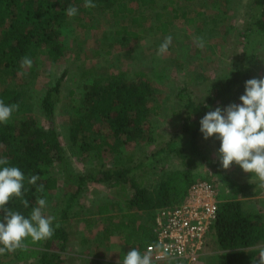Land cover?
Wrapping results in <instances>:
<instances>
[{
  "label": "trees",
  "instance_id": "obj_1",
  "mask_svg": "<svg viewBox=\"0 0 264 264\" xmlns=\"http://www.w3.org/2000/svg\"><path fill=\"white\" fill-rule=\"evenodd\" d=\"M157 1L92 0L96 7L86 8L85 0H0V66L5 68L7 74H16L24 68L21 67L22 57L28 56L33 61L42 51L51 60L63 58L67 54V46L62 43L61 35L70 18L66 12L70 5L78 9L77 14L86 8L97 12L95 14L107 10L114 18H120L131 17L137 8L154 9ZM226 1L223 5L230 8V0ZM167 7L168 4H164L162 8L166 10ZM218 11L212 21L220 23L221 16L225 21V12L221 8ZM157 16L161 17L162 14ZM245 19V28L240 32V36L246 40V52L242 59L213 82L204 102L195 103L187 89L179 92L185 113L178 136L167 146H159L157 151L150 154L129 152L128 146L134 144L136 148H142L157 143L158 137L151 123L161 106L157 103V90L151 78L144 73L131 76L121 71L84 80L82 99L73 103L70 109L69 135L79 153H92L100 166L87 174L71 176L69 181L77 184V187L65 199L52 225L55 228L59 223L60 227L55 228L54 235L45 240L43 252L33 264L65 263L64 254L69 246L67 219L73 203L81 196L88 182H97L121 192L127 199L124 207L134 211L133 215H128L129 220L132 217L136 220L137 213L147 215V224L136 231L129 224L118 227L127 234L128 244L131 243L129 239L136 237L133 239L140 243L139 251L142 252L156 240L155 218L158 211L181 205L189 188L196 182L198 169L205 164L210 172L201 180H218L222 187H228L232 192L230 198L220 201L218 220L212 231L219 249L223 251L219 263H253V258L259 254L255 248L264 244V217L260 219L247 211L242 196L259 197L264 189L258 186V179L251 173L245 172L251 182L242 184L233 180L226 174L220 159L212 164L199 145L203 135L200 131L203 116L216 107L241 103L239 97L244 94L245 82L256 78L253 67L259 61L255 51L260 46L264 47V0H254ZM64 80L65 75L55 81L41 99L44 124L33 117L19 122L0 123V158L8 159L9 164L5 166L19 167L24 173L23 199L28 201L25 208L21 198L13 197L6 207L19 211L26 218L38 206V198L58 190L59 179L53 170L58 166V172H63L67 163L56 115ZM0 99L5 104L18 103L19 110L24 106L23 96L14 89L5 88ZM98 125L104 129L97 128ZM216 146L219 153L220 140L217 138ZM105 153L110 157L108 165L104 163ZM169 159L179 160L181 167L172 170L168 165ZM232 166L243 171L235 163ZM32 175L40 177L34 185L27 183ZM146 178L154 181L155 185L147 186ZM66 181L68 183V179ZM40 185H43L42 192L38 191ZM246 250H249L248 256Z\"/></svg>",
  "mask_w": 264,
  "mask_h": 264
},
{
  "label": "rangeland",
  "instance_id": "obj_2",
  "mask_svg": "<svg viewBox=\"0 0 264 264\" xmlns=\"http://www.w3.org/2000/svg\"><path fill=\"white\" fill-rule=\"evenodd\" d=\"M177 7L190 10L192 5L183 6L180 2ZM189 1V0H188ZM222 4L226 0H220ZM254 0H230L231 7L229 8L230 20L228 25H224L217 30L209 29L205 26L201 34L194 31H181L179 24L183 20H177L172 34L180 42L178 44V55L173 61H167L166 65L152 60H144V64L151 68L156 66L155 72L152 73L151 81L157 90V103L160 104L157 117L152 119L151 126L153 132L157 135V143L151 146L136 148L134 144L128 146L129 152H136L140 155L150 154L157 151L159 146H167V144L177 138L181 120L184 117V109L180 104L179 92L182 89H187L191 92L195 103L204 102L208 95V91L213 82L228 73L234 63H238L246 52V40L240 36V32L244 30L246 19L243 15L249 14L251 5ZM170 0H161V4H169ZM102 16L94 15V10L82 9L79 14L68 19L63 28L61 41L67 46V54L58 60L49 59L42 51H40L33 60L32 66L24 67L22 71L16 74H7L5 68L0 66V95L5 88L14 89L23 96L24 106L14 111L10 122H19L26 117L36 118L40 123H45V118L41 111V99L46 90L51 87L55 81L65 75L63 88L61 93V101L57 107V127L59 129L63 145L66 150L67 163L63 172H58V166L53 170L54 175L59 179L58 190L48 192L44 198L47 200V207L43 210L45 216H54L55 218L61 212L65 202L64 193L71 187L65 188V185L72 184L69 179L71 176L87 174L92 169L98 168L100 162L91 154L81 155L78 149L72 144L69 135V113L72 104L78 103L82 99L84 80L104 76L107 74H117L119 72L137 71L132 68V62L123 56L126 48L115 47L111 50L110 44H103L104 36L107 40L110 37L112 14L110 11H102ZM170 12V9H169ZM97 16V17H95ZM172 18L170 13L167 19ZM233 24L234 26H231ZM94 25V26H93ZM235 27V28H234ZM206 37V39H204ZM200 38L204 41V46L200 47ZM183 40V42H182ZM107 42L106 39L104 41ZM182 42V44H181ZM146 42H140V45ZM264 46V44H263ZM101 49V51L97 50ZM109 51V52H108ZM257 52V53H256ZM136 54V53H135ZM257 60L254 65V74L256 78L264 77V47H259L255 51ZM138 56V55H136ZM171 55L168 54L167 57ZM256 62V61H255ZM130 65V66H129ZM166 68V76L157 78V72L163 73ZM138 70L140 68L138 67ZM93 71V72H92ZM154 71V69H153ZM88 72H91L90 75ZM200 75L198 79L196 73ZM132 76V75H131ZM97 128L104 127L98 125ZM178 132V133H177ZM199 145L210 161L215 163L218 161L219 155L216 146V136L205 139L202 135ZM138 151V152H137ZM105 164L108 165L110 157L108 153L104 154ZM168 165L172 170L181 167L180 161L169 159ZM108 167V166H107ZM210 168L204 165L197 171L196 181L201 180L202 176H209ZM226 174L238 183H247L252 180L246 176V173L231 166L226 169ZM68 183H67V179ZM147 186L155 185V182L149 178L145 179ZM66 189V190H65ZM73 190V187L71 188ZM85 193L89 196L90 189L85 188ZM103 192V198L110 195L105 187L100 186ZM107 194V195H106ZM85 195L86 198L88 196ZM232 192L228 187L220 188V200L230 198ZM244 207L247 211L253 212L260 219L264 217V192L259 197L243 195ZM81 203V202H80ZM78 238V236H76ZM45 240L32 242L31 238L25 240L26 248L17 249L13 252H6L0 255V264H33L41 256L44 249ZM76 244V243H74ZM72 245L71 252L76 256H66V264H76L79 261V253L82 257L91 255L86 249L75 248ZM2 247V245H0ZM264 248V247H262ZM261 248V249H262ZM260 249V250H261ZM259 250V251H260ZM249 250L245 254L248 256ZM223 251L219 249L214 234H209L207 237V246L204 251L206 255V264H220L219 256ZM93 256V255H92ZM250 258V257H249ZM203 259V258H202ZM259 260V254L256 257ZM253 262V261H252ZM93 263V262H92ZM241 264H244L242 261ZM253 264V263H252Z\"/></svg>",
  "mask_w": 264,
  "mask_h": 264
},
{
  "label": "crops",
  "instance_id": "obj_3",
  "mask_svg": "<svg viewBox=\"0 0 264 264\" xmlns=\"http://www.w3.org/2000/svg\"><path fill=\"white\" fill-rule=\"evenodd\" d=\"M157 2L154 5V9L137 8L131 17L114 18L111 15L113 20L110 26L112 28L110 37L107 40V36L105 35L104 41L106 39L107 42L103 41V44L105 46L110 44L111 50L117 46L123 49L126 48L121 53L132 62L130 64L132 68H136L137 71L132 72V75L144 73L151 78L156 66L152 67L151 71L149 65L139 66L140 63L144 64V60L150 59L156 61L157 64L162 63L165 66L168 60L173 61L177 58L180 40L178 41L174 37V34H172L177 20H183V23L179 24L182 32L194 31L201 34L205 32L202 29L206 25L209 29L217 30L224 25H228L227 22L230 23L232 21L230 20L229 6L226 7L220 0H181L182 5L184 3L183 6L192 5L190 10L177 7L179 0H170L166 10L162 8L164 4H161V0ZM220 8L222 12H225V21H222L221 16V19H219V22H221L217 23L212 20L216 18V13L219 12ZM168 13H172V18L167 19ZM157 14H162V16L158 17ZM94 15L102 16V14ZM243 17L245 18L246 15L244 14ZM167 22L170 23L167 24ZM231 26L234 25L230 24L229 29H231ZM169 35L172 37L171 45L165 54L158 56L157 50L160 44ZM140 42L146 43L140 45ZM98 51H101V49L98 48L97 53ZM168 54L171 56L167 57ZM138 67L140 70H138ZM166 73V68H164L163 73L157 72V78L160 79L161 75L165 77ZM199 75L200 73L197 72V79ZM100 186L105 187L107 193L110 191L111 194L103 198V193L106 192L99 190ZM67 187H73V190H75L77 184L65 185V188ZM71 188L65 189L64 199L70 197L73 191ZM85 188H91L89 196L85 193ZM126 202L125 196L121 192L118 193L115 188H110L97 182H88L87 186L84 187V191L81 192V196L78 197V200L73 203L70 209V215L66 223L69 231V246L65 254L76 256L71 252L72 245L76 243L74 244L76 250L77 248H83L87 250V253L91 254L82 257L80 255L81 251L77 252L79 253L77 257L80 259L76 264H123L124 256L129 250L132 248L140 250V243L136 239H133L136 237L133 236V238L129 239L131 243L128 244L127 234L118 230V227L129 224L130 226H134V230L136 231L141 225L147 224V215L145 213H137L135 214L136 220L133 217L131 218L132 220H129L128 215H133L134 211H129L124 207ZM110 219L112 220L110 221ZM262 247H264V244L259 245L255 250H260ZM144 252H146V249L141 253ZM65 254L64 264H66ZM206 259V255H203L198 264H206Z\"/></svg>",
  "mask_w": 264,
  "mask_h": 264
},
{
  "label": "clouds",
  "instance_id": "obj_4",
  "mask_svg": "<svg viewBox=\"0 0 264 264\" xmlns=\"http://www.w3.org/2000/svg\"><path fill=\"white\" fill-rule=\"evenodd\" d=\"M86 8H95L92 0H85ZM67 15H77L78 9L69 6ZM169 35L160 44L157 55L165 54L171 45ZM200 47L204 41L200 38ZM33 61L22 57L21 67H31ZM241 103L229 104L227 107H216L207 112L200 120V131L205 139L216 136L220 140L219 158L224 169H229L233 163L239 165L246 173L254 174L259 181V187L264 189V77L252 78L245 82L244 94L239 97ZM19 110V104H5L0 99V123H7L14 111ZM7 158H0V255L26 248L25 240L32 242L50 239L59 228L56 223L53 228L54 216H45L43 210L47 207L46 198H38L37 205L26 218L19 211L6 207L13 197L21 198L25 208L28 201L23 199V189L26 177L19 167L8 165ZM40 177L32 175L27 183L36 184ZM38 191H43L40 185ZM123 264H153L150 251L141 253L132 248L123 259ZM253 264H264V248L259 251V260L253 258Z\"/></svg>",
  "mask_w": 264,
  "mask_h": 264
},
{
  "label": "built area",
  "instance_id": "obj_5",
  "mask_svg": "<svg viewBox=\"0 0 264 264\" xmlns=\"http://www.w3.org/2000/svg\"><path fill=\"white\" fill-rule=\"evenodd\" d=\"M221 187L215 179L198 180L181 205L158 211L156 240L146 247L154 264H198L218 220Z\"/></svg>",
  "mask_w": 264,
  "mask_h": 264
}]
</instances>
